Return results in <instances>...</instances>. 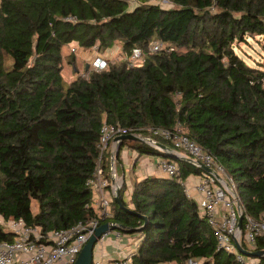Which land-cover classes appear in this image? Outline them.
<instances>
[{
  "label": "trees",
  "instance_id": "16d2710c",
  "mask_svg": "<svg viewBox=\"0 0 264 264\" xmlns=\"http://www.w3.org/2000/svg\"><path fill=\"white\" fill-rule=\"evenodd\" d=\"M168 1L169 8L147 0H0V217L42 232L96 218L121 234L140 233L130 264H243L218 250L184 191L187 177L201 172L186 159L121 140L117 162L124 147L155 154L175 163L179 177L151 174L130 193L122 183L123 207L112 201L105 218L88 182L98 164L111 179L110 150L99 147L103 126L144 135L180 129L223 166L245 213H264V64L250 66L235 51L247 38L264 39V0ZM156 41L162 47L152 52ZM72 44L97 53L119 46L123 58L67 83L63 49ZM134 50L140 56L131 63ZM15 236L0 225V241ZM254 248L264 249V236Z\"/></svg>",
  "mask_w": 264,
  "mask_h": 264
},
{
  "label": "built area",
  "instance_id": "2783aa9c",
  "mask_svg": "<svg viewBox=\"0 0 264 264\" xmlns=\"http://www.w3.org/2000/svg\"><path fill=\"white\" fill-rule=\"evenodd\" d=\"M161 47V43L156 41L150 44L149 49L156 52ZM139 56V50H134L129 61L132 63ZM106 66L107 59L99 56L91 63V68L95 70H102ZM179 130L172 133L165 129H152L151 135H144L128 133L121 127L108 125L102 127L99 147L101 152L105 148L110 150L111 179L107 181L101 177L102 172L98 164L88 181L94 188V203L99 214L102 218L111 215V203L116 187L119 185L121 187L122 184L115 178L114 149L118 143L116 138L120 135L132 134L141 138L146 144L163 151L157 145L159 142L155 140V137L159 136L171 141L175 147L171 150L180 157L191 159L193 161L191 163L200 169L201 165L211 169L212 172L201 169L200 174L195 175L197 183L193 186L187 179L183 185L186 194L195 200L199 213L206 217L213 228L218 250L233 253L237 261L243 264H259V258L240 253L237 244L242 247L241 243L245 241L250 247L246 250H255L256 239L264 236V213L258 219L246 214L235 184L223 166L217 163L206 149L191 141ZM155 166L168 177H179L178 167L171 161L161 159ZM239 215H242L241 229L237 227ZM0 225L4 230L16 235L11 242L0 241V264H74L83 245L101 224L96 218H86L67 229L42 232L38 228L26 226L21 220H4L0 217ZM110 231L101 234L97 242H103ZM121 235L117 232V236ZM91 264H130V260L129 256L108 263L102 259H93ZM186 264H198V262L188 260Z\"/></svg>",
  "mask_w": 264,
  "mask_h": 264
},
{
  "label": "crops",
  "instance_id": "0c3cea01",
  "mask_svg": "<svg viewBox=\"0 0 264 264\" xmlns=\"http://www.w3.org/2000/svg\"><path fill=\"white\" fill-rule=\"evenodd\" d=\"M146 156L147 155L144 154L139 155L134 150H129L128 148L124 147L120 152V161L117 162V159L115 158L114 167L116 181L125 183L128 193H130L134 181H139L151 174L159 176L166 175H164V172L155 166L159 160L164 158L151 161L150 159H147ZM125 171L128 172V177H125ZM187 180L192 186L197 183V178L195 175L188 176ZM111 231L109 233L115 232L114 230ZM109 233L106 235L103 242H97L94 245L93 259H102L107 263L117 259H122L130 256L131 253L136 250L139 244V241H130V237L136 235L135 233H122L121 236H116L115 234L112 235Z\"/></svg>",
  "mask_w": 264,
  "mask_h": 264
},
{
  "label": "rangeland",
  "instance_id": "374dc122",
  "mask_svg": "<svg viewBox=\"0 0 264 264\" xmlns=\"http://www.w3.org/2000/svg\"><path fill=\"white\" fill-rule=\"evenodd\" d=\"M149 4H159L163 8H169L172 5L168 0H147ZM75 50V51H74ZM236 53L244 59V61L250 66H256V63L264 64V39L258 37L257 39L247 38V42H239L235 48ZM64 55V65L62 70L63 79L68 83L73 80L76 76L83 75L86 68H91L92 61L98 56H104L107 62H117L123 58L120 54L119 46H114L110 50L104 53H97L96 48L91 50H83L78 48L76 44H72L63 49ZM76 55V65L71 63V56ZM95 57V58H94ZM89 62V65H88ZM77 68V69H76ZM147 159L151 161H156L161 158L158 155H147ZM115 165V160H114ZM125 177H128V172L125 171ZM165 175V173H163ZM35 207V206H34ZM112 232V231H111ZM117 236V232L109 233ZM136 235L130 237L131 242H136L141 240L142 235L140 233H135Z\"/></svg>",
  "mask_w": 264,
  "mask_h": 264
},
{
  "label": "water",
  "instance_id": "95a60500",
  "mask_svg": "<svg viewBox=\"0 0 264 264\" xmlns=\"http://www.w3.org/2000/svg\"><path fill=\"white\" fill-rule=\"evenodd\" d=\"M86 69H87V65H86ZM124 139L140 140L141 141V138H139L135 135H132V134H126V135L118 136L116 138V140H118V143L114 149L115 158H116L117 153L119 151L120 141L124 140ZM157 145H159L163 149V151L168 153L170 156L182 158L179 155H177L174 151L169 149L167 146H165L161 143H157ZM183 159H186L189 162H193L189 158H183ZM200 167H201V169H203L205 171L212 172L211 169H209L205 166L201 165ZM120 189H121L120 185L116 187L115 194L113 196V201H115V203H117L120 207H123V204L121 202ZM117 227L118 226L115 224L108 225L107 223L101 224L99 227H97L95 229L94 234L86 241V243L81 248L80 252L78 253V255L76 257L74 264H91L92 260H93V248H94V245L97 243V239L101 236V234L106 233L109 230H114ZM237 227L239 229L242 228V215L238 216ZM134 231H139V229H135ZM237 248H238V251L245 256H250L253 258H260V257L264 256V249H257V250L255 249V250L249 251V250L243 249L238 244H237Z\"/></svg>",
  "mask_w": 264,
  "mask_h": 264
}]
</instances>
